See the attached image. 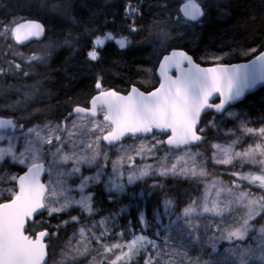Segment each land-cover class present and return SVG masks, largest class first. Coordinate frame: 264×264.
I'll return each mask as SVG.
<instances>
[{"label":"trees","instance_id":"16d2710c","mask_svg":"<svg viewBox=\"0 0 264 264\" xmlns=\"http://www.w3.org/2000/svg\"><path fill=\"white\" fill-rule=\"evenodd\" d=\"M185 1L190 0H0V117H13L17 125L25 127L46 121H69L72 117L68 114L74 106H87L90 98L100 91L97 82L101 89L112 88L122 93L132 85L150 91L158 84L157 62L163 51L171 48L185 50L201 65L245 61L264 49V0H191L205 13L198 23L181 17L179 5ZM126 4L138 6V12L127 19ZM27 19L40 21L45 26V37L41 42L20 47L12 40L11 24L18 25ZM131 27L136 30L131 31ZM107 31L126 37L125 48L108 42L100 50L99 58L90 60L87 52L92 48L94 36ZM166 32L172 40L156 56ZM231 108H236L252 129L263 127L264 88ZM223 115L205 114L201 129L210 123L217 125L218 131L233 129L234 123L221 122ZM201 132L205 139L193 149L201 150L213 174L221 175L227 183L229 174L238 171L239 162L217 170L211 167L208 143L213 135L211 131ZM244 167L259 169L250 164ZM25 168L8 158L0 162V202L12 198L16 185L11 177H17ZM154 184L160 187L153 189ZM202 188L199 178L180 175L140 179L119 195L107 194L97 184L91 189V204L97 211L89 214L73 208L55 214L54 218H46L44 213L39 219L45 222V227L34 223L31 232L42 229L50 232L48 264H90L95 260V249L92 251L91 247L100 245L95 239L107 244L129 240L130 236L119 237V233L127 231L130 221L133 233L142 234L138 220L141 211L145 212L149 225L165 200L171 201L173 211L178 214ZM113 214H119L116 226L109 220L106 225L109 234L101 238L104 229L94 224ZM74 215L79 219L68 221ZM80 241L88 243V251L79 257L72 256L69 251Z\"/></svg>","mask_w":264,"mask_h":264},{"label":"rangeland","instance_id":"374dc122","mask_svg":"<svg viewBox=\"0 0 264 264\" xmlns=\"http://www.w3.org/2000/svg\"><path fill=\"white\" fill-rule=\"evenodd\" d=\"M15 26V23L11 24V36ZM169 40V33L166 32L165 36L161 38V46L158 47L156 56L159 55L160 51L166 49ZM41 47H43V44ZM0 120L12 121L16 125L15 128L12 126L0 128V137H4V139H0V148L7 149L9 143H11L14 145L17 155L21 152L24 153V164H19L6 157L10 161L27 167L32 163L41 161L44 155H47L46 196L50 194L48 190L55 191L57 195L52 198L53 200L63 202L65 196L79 199L81 194L77 190V186L82 176L92 178L85 189V194L91 195H93L91 189L97 184H101L107 194H122L128 185H132L137 181L127 182V173L137 171V174H139L140 169L149 172V175L143 178L145 179L153 175H160V172L164 169L170 170L172 165H176L177 174H171V171H169L167 175L196 177L202 181L203 188L201 192L192 198L180 213L176 214L173 211V204H169V215H164L163 209L160 207V221L156 219L157 211H155L150 224L146 228L139 224L142 228V234L126 231L125 237L130 236L129 240L118 243L121 240L118 239L117 242L112 244L101 243V239H95L100 241V245L94 248L91 247L92 251L95 249L93 255L95 260L90 264H102L104 261H106L105 264H146V261L149 260L151 264H264V206H261L264 203L261 199L264 197V188L259 187V182L249 183L246 180H239L232 174H229L231 178L228 182L224 183L220 178L221 175L213 174V169L207 165V160L201 150L193 148L174 150L163 148L162 144L154 150L155 154L152 155L148 149L155 141H152L150 137L146 139L143 145L141 144V138L132 137L129 141L115 147L102 145L101 138L96 149L92 150L88 148V144L95 142L97 135L102 137L109 127L100 118L74 116L69 121H62L61 123L46 121L42 124L37 123L27 127L17 125L16 119L13 117H0ZM93 120L95 125H102L103 130H94ZM225 120L234 123V128L218 131V126L210 123L206 128L201 129L203 132L211 131L213 135L208 143L211 167L217 170V168H224V166H231L234 162H239L238 171L245 174L264 175V166L259 164L248 163L240 159H233L230 164L217 162L219 159L225 158V150L243 152L250 147L255 148L257 145L264 147V136L260 134V129L264 126L253 129L252 133H248L246 129L251 128L250 122L244 121L236 108H230L224 113L221 122L223 123ZM49 126L53 128L60 126L74 133L72 143L64 144L61 152L56 151V141H53L52 144H45L42 139L27 132L28 129H40L43 132ZM160 138L164 140L163 137ZM216 145L219 147H214ZM74 150L77 157H91L94 151L106 152L107 159L100 155L91 164H81L79 174L68 175L67 173L74 164V160L71 158ZM64 155L70 157L67 163L63 162ZM256 158L262 159L259 156ZM247 164L259 167V169L256 170L253 167L245 169L244 166ZM114 165L125 172V179L122 180L121 187H113L109 182V176L112 174ZM181 169H195V175L182 174ZM97 174L100 175L98 182L95 179ZM67 188L73 190L69 193L66 191ZM213 205L216 206L219 215L214 212L205 213L203 211L205 206L212 207ZM73 208L84 209L80 205H69L61 213H66ZM186 208L193 209L188 213L187 221L185 219ZM45 213L46 218H49L48 213ZM244 219L249 220V224L244 231L243 238L233 237L228 239L229 232L238 229L243 230ZM69 220H71L70 217H68ZM145 230L149 232L146 235L149 239L156 240L157 248L140 242L136 246L139 249L138 254L129 259L126 256L129 252V242L135 236L145 235L143 232ZM157 231L160 233L159 237L155 236ZM81 242L74 245L69 251L72 256L79 257L88 251V243ZM86 244L88 247H86ZM96 254H98V257H95Z\"/></svg>","mask_w":264,"mask_h":264},{"label":"snow or ice","instance_id":"6c2138e0","mask_svg":"<svg viewBox=\"0 0 264 264\" xmlns=\"http://www.w3.org/2000/svg\"><path fill=\"white\" fill-rule=\"evenodd\" d=\"M126 9V19L138 12L137 5L126 4ZM183 13L184 16L193 21L205 15L201 11L200 5L192 3L191 0L189 4L184 5ZM130 30L135 31L136 29L135 27H131ZM22 32L25 39H27L30 35H40L43 29L40 24L32 22L18 24L14 30V35H16L17 39H19ZM126 40V37L118 36L111 31L95 35L92 48L87 52V57L92 61L97 60L100 56V50L108 42H114L119 48L123 49L125 48ZM32 59L35 60L38 57H32ZM185 62L187 67H185ZM256 62H259L264 67V55L259 56ZM172 69H175L178 73L176 76L169 74ZM239 71L240 68L238 66L232 68L220 66L203 69L194 65L192 58L184 52H174L171 58L166 57L165 63L161 64L162 79L159 87L148 95L138 92L137 89L133 88L130 94L122 96L118 92L101 89V84L97 82L96 88L101 91L99 95L93 98V107L90 113L84 108L75 109V113L77 114L85 113L95 117L97 115V108H100L104 113L103 120L109 126L107 129L108 134L102 137L97 135L96 141L88 144V148L95 150L101 138L109 144H113L120 141L125 135H132L140 137L142 145L149 137L152 141H155L151 148L148 149L152 155L155 154L154 150L164 143L177 149H180L182 146L187 149V146L202 139L201 135L197 134L196 129L201 112L212 108L215 111L223 109L225 102L231 97L232 77L238 74ZM217 95L219 96V103H210V99ZM92 124L94 125V130H103V126L95 125L94 120ZM5 125H10L13 128L16 127L12 121L0 120V128H3ZM246 130L248 133L254 131L251 128ZM27 132L42 139L45 144H52L53 141H56L57 152H61L64 144L72 143V136L74 135L69 129L60 126L54 128L49 126L43 132L40 129H28ZM260 134L264 136V128L260 129ZM162 136L167 137L166 141L160 138ZM0 139H4V137H0ZM214 147L219 146L216 145ZM100 155H103L107 159L106 152L100 153L99 151H94L91 157H77L74 150L71 157L74 160V164L67 174H79L81 172V164H91ZM23 156V152L17 155L14 145L11 143H9L7 149L0 148V162H4L5 158L8 157L12 161L24 164L25 159H23ZM257 156L262 157V159H257ZM69 159L68 155L63 156L64 163H67ZM233 159H240L248 163L264 166V147L257 145L255 148L250 147L243 152H229L225 150V158L219 159L217 162L230 164ZM42 171V164L32 163L28 168L27 174L11 177L12 180L18 179V191L12 190L13 194L10 202L0 203V264H44L45 246L42 243V238L48 235V233L46 231H39L38 235L35 233L32 235L28 234L31 231L33 223L45 227V222L39 219L44 212H47L50 218H54L55 214L64 212L69 205H80L89 214L97 211L93 209L91 204L92 195L85 194L88 182L92 178L87 176L81 177V181L77 186V190L81 194L79 199L65 196L64 201L61 202L60 200L52 199L57 195L55 191L48 190L50 194L49 196H45L46 185L41 183L40 180ZM169 171H171V174H177L176 165H172L170 170L164 169L160 172V175H167ZM181 173L195 175V169H181ZM231 174L239 180H246L249 183L255 184L259 182V187L264 188V175L245 174L242 171H234ZM147 175H149V172L143 169L139 170V174H137V171H129L126 179L127 182L131 183L132 181L143 179ZM95 179L98 182L100 175L97 174ZM124 179L125 172L114 165L112 174L109 176L110 184L113 187H121V182ZM157 187H160V185H152L153 189ZM72 190V188L66 189L69 193ZM261 199L264 201V197ZM170 203L171 201L165 200L161 205L164 215L170 214ZM261 206H264V203ZM192 210L190 208L185 209L186 221L188 213ZM156 211V219L160 221L161 210L157 208ZM203 211L205 213L214 212L219 215L215 205L212 207L205 206ZM118 215L113 214L94 224V227L104 229L100 232L101 238L109 234V230L106 227L109 220L113 221V227L116 226ZM71 219L77 221L79 217L73 216ZM138 220L142 227H147L145 212H140ZM26 224L29 227H26ZM248 224L249 220L244 219L243 230L238 229L237 231L229 232L227 238L232 239L236 237L242 239ZM129 225L127 231L133 233L135 231L134 225L131 221ZM124 234V230H121L119 233L121 236ZM155 236H160L159 231L155 233ZM140 242L157 248L155 239H149L146 235L135 236L128 244L129 252L126 256L129 259L138 254L139 249L136 246ZM146 264H151V261H146Z\"/></svg>","mask_w":264,"mask_h":264},{"label":"water","instance_id":"95a60500","mask_svg":"<svg viewBox=\"0 0 264 264\" xmlns=\"http://www.w3.org/2000/svg\"><path fill=\"white\" fill-rule=\"evenodd\" d=\"M189 2L190 1H185V2H183V3H181L179 5V13H180V15L185 20H187L189 22H192V23H198V22L202 21L204 16L203 17H198V19L196 21H193V20L189 19L188 17L184 16V13H183L184 5L189 4ZM201 11H203L202 8H201ZM29 22L40 24L42 29H43V32L40 35H30V36H28L27 39H25V37L23 35V32L19 36V39H17L16 35H14V33H13V42L17 46L24 47V46L29 45L32 42H41L44 39L46 30H45V26L40 21L34 20V19H27V20H24V21L20 22L19 24L29 23ZM174 52H177V53L184 52L186 55H188V56H190L192 58V61H193L194 65H196L197 67L203 68V69L220 67V66L227 67V68H232L234 66H238L240 68L239 73L232 77L231 97L225 102L223 109L220 110V111H215V109L212 108V109H205L204 111L201 112V115H200V117L198 119V122H197L196 129H197V134L201 135L202 139L200 141H195L191 145L187 146V148H192V147L201 145L203 140H204V135L201 134L199 132V130H200V126H201V119H202V117L205 114H207L208 112H213L215 115H222L228 108H230V107L242 102L248 95H251V94L255 93L256 91H258L259 89L264 88V67H262L259 62H256L257 58L259 56L264 55V49L261 52L257 53L252 58H250L248 60H245V61H239V62H234V63H218V64H212V65H201V64L197 63L193 59V57L189 53H187L185 50L180 49V48H171L170 50H168L166 53H164L160 57V59H159V61L157 63V66H156V69H155V73H156V76L158 78V84H157V86L155 88H153L150 91H143V90L139 89L137 86L132 85L130 87V89L126 93L118 92V91H116V90H114L112 88L107 89V91H115V92H118L122 96H127L128 94H130L132 92L133 88L137 89L138 92L144 93L145 95H148L149 93L155 91L159 87V84H160L161 79H162V77H161V64L165 63V58L166 57L167 58H171L172 54ZM185 67H187L186 62H185ZM193 71H195V69H193ZM169 74L173 75V76H176L178 73L176 72L175 69H172ZM99 94H100V92L96 93L95 95H93L91 97L87 107L74 106L72 108V110L69 112L68 116L82 115V116H90V117H92L90 114H85V113L77 114V113H75V109L76 108H84V109L88 110V112L90 113V111H91V109L93 107L92 100H93L94 97H96ZM209 102L210 103H219V96L218 95L214 96L213 98L210 99ZM100 110H102V109L97 108V115L95 117H92V118H97L99 116V111ZM70 113H71V115H70ZM102 120H103V116H102ZM103 122H104V120H103ZM104 123L107 124V122H104ZM7 126H10V125H5V127H7ZM107 134H108V132H105L103 135H107ZM130 137H138V136L125 135L124 137L121 138L120 141L115 142L113 144H109L107 141H104L103 139H102V141L107 147H114L117 144L123 142L125 139L130 138ZM166 139H167V137L165 136L164 140L166 141ZM164 144H165L166 147L173 148L175 150L185 149L183 146L180 149H177L175 147L167 145V143H164ZM47 162H48V159H47L46 155L44 156L42 161L36 162V163H40V164L43 165V171L41 172V175H40L41 183H44V177H45ZM29 167L30 166H28L22 172H20L17 177L27 174V171H28ZM16 190L18 191V179L16 180ZM46 195H47V187H46L45 196ZM8 202H10V199L7 200V201H4V202H0V203H8ZM26 227H29V225L26 224ZM39 231H46L48 233V235H46L45 237L42 238V243L45 246L44 247V252H45L44 264H48V262H49V247H50V244H51V242H50V235L51 234H50V232L47 229L38 230V231L35 232V234L38 235ZM28 234L32 235L31 232H29ZM33 238H35V236H33Z\"/></svg>","mask_w":264,"mask_h":264},{"label":"flooded vegetation","instance_id":"af4514ba","mask_svg":"<svg viewBox=\"0 0 264 264\" xmlns=\"http://www.w3.org/2000/svg\"><path fill=\"white\" fill-rule=\"evenodd\" d=\"M96 94V93H95ZM91 99V98H90ZM88 104H89V102H88ZM88 106V105H87Z\"/></svg>","mask_w":264,"mask_h":264}]
</instances>
